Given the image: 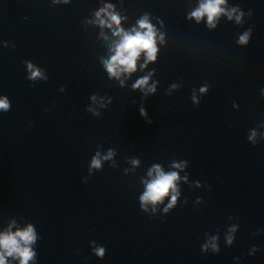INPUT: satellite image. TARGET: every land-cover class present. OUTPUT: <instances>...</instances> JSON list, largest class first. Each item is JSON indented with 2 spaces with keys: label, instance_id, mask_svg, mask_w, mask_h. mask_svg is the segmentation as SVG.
<instances>
[{
  "label": "clouds",
  "instance_id": "9594fccd",
  "mask_svg": "<svg viewBox=\"0 0 264 264\" xmlns=\"http://www.w3.org/2000/svg\"><path fill=\"white\" fill-rule=\"evenodd\" d=\"M225 0H205L204 3H201L199 8L193 11L190 14L189 18H195L197 22L200 19L207 15L209 26H214V19L218 16L223 9L221 5L224 4ZM235 11V10H234ZM99 15V13L97 14ZM231 18V17H230ZM111 20L119 25V18L116 15L111 16ZM239 20V17H237ZM104 21L101 20V24ZM139 26L141 29H145V31H136L133 30L134 34H125L123 37V41L116 47L115 54L111 57L110 62L107 64L108 72L113 76H118L121 71L132 72L136 67V60L139 57L141 52H145L147 54L148 60H154L155 54L157 52L156 41H155V31L153 27L147 22V19H142L139 21ZM121 32L123 30H120ZM119 34V33H117ZM248 34L245 33L240 37V43H247ZM28 69L31 75L28 77L30 80H35L41 77V72L38 69H34L33 65L29 63ZM147 84V77L139 80L134 87H142ZM154 87L150 88L149 91H154ZM203 92L204 89H201ZM193 102L196 103V98L193 96ZM9 102L7 98H0V110H4L5 112L9 110ZM143 114V113H142ZM255 133H253L252 137L249 139H253ZM111 152L108 157L110 158ZM101 162L99 159L94 158L92 161L93 168H100ZM176 167H180V165H176ZM156 172V177L150 183L147 184V191L141 197V201L146 205L151 202L152 204H156L161 202L163 198L169 193L170 190L175 191V181L178 179L177 173L172 172L169 174H165L158 167L154 169ZM151 175V173H149ZM176 201V196H172V203L169 204L168 207H171ZM36 239L33 228L29 226L24 231H18L15 234H4L0 235V249H3L4 252L0 253V264H6L5 262V254L8 256L18 255L20 259V264H28V261L33 258L34 253L31 248L28 247L32 242ZM231 236L228 238V242L231 243ZM207 247V246H205ZM213 250H216V245L213 243L211 245ZM97 254L99 256L104 255V250L98 249Z\"/></svg>",
  "mask_w": 264,
  "mask_h": 264
}]
</instances>
